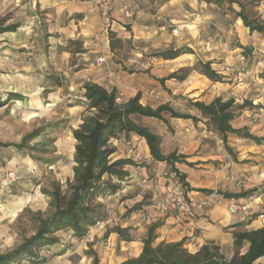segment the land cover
<instances>
[{
  "label": "crops",
  "instance_id": "0c3cea01",
  "mask_svg": "<svg viewBox=\"0 0 264 264\" xmlns=\"http://www.w3.org/2000/svg\"><path fill=\"white\" fill-rule=\"evenodd\" d=\"M113 4L111 27L107 36L101 40H94L93 36L101 30V15L99 7L90 0H0V21L8 23L9 18H5L8 7L14 5L18 18L15 22L19 23L15 31L0 33L2 55L0 64H5L8 71H11L0 73V99L1 96L3 98L0 102L5 104L12 101H28L37 111L42 108H47L51 112L59 111V117L66 121L65 128L55 132L60 143V137L63 135L72 136V129L78 127L82 115L86 112L85 105L73 98V95L82 89L86 79L107 89L114 88L117 93H121L122 101L139 94V101L143 105L155 108L160 104H168L177 111L189 112L197 117L200 114L190 109L187 101L190 99L209 103L205 97L213 100L220 96L215 90L216 85L195 68L180 79L168 78L170 73L181 68L193 67L194 62L210 61L211 67L217 70L215 66L218 65L216 60L219 58L225 59V65H237L243 58L246 73H241L238 66V74H232V82L225 83L227 87L222 90H226L227 95L236 94L240 85L246 86L244 91L264 90V78H254V73L256 75L257 72L264 70V36L256 31L251 32L239 18L232 19L226 12L219 13L216 4L204 0H114ZM124 8L132 11V17L123 16ZM176 26L180 30L179 34L174 36L171 30ZM109 34H112L111 38ZM180 47H187L192 52L180 54L172 59L152 56L143 62L137 59L145 51ZM243 47L250 49L248 56L238 53L243 52ZM128 51L137 58L130 56ZM14 52L17 54L12 56L11 53ZM100 55L106 56V63L102 66L95 63ZM237 79L242 83L235 85ZM151 91H157L159 95L156 96L150 93ZM9 93L19 94L21 99L6 100ZM261 93L255 98H250L253 104L264 105V96ZM246 110H243L244 113ZM135 116L133 120L138 123ZM163 116L166 118L165 113ZM171 119L176 124L185 125L188 129L187 132L183 130L185 135L193 128L190 126L191 118ZM160 136L163 152L164 136ZM193 136L191 146H185L183 141L179 145L173 143L170 152L175 150L178 154L184 155L183 160L176 162L174 166L180 173L185 174V181L191 191L200 196L207 193L206 190H212L216 183L221 184L226 170L216 168L209 162L214 159L221 160V154L214 155V148L208 141L215 136L201 134L199 128L197 135L193 133ZM261 136L262 129L258 137ZM130 139L139 146L144 159L151 158L144 139L137 136H131ZM117 141L114 139L113 143L116 144ZM245 142L235 149L242 156H246V152L255 147L260 148L259 142L257 144ZM216 143L220 150L221 140ZM122 145L126 153V147ZM259 161L246 169L255 171V167L260 164ZM190 163H193L195 168L188 166ZM154 166V172L170 168L165 162L154 161ZM2 169L0 168V178L3 176ZM127 169L130 173L128 178L134 177L133 181H123L120 188L109 196V204L114 205L118 211L126 210L123 206L132 199L137 176L145 174L142 168ZM168 186L166 179L162 177L158 179L160 189L165 190ZM145 187L149 198L135 193L133 202L137 203L144 199V203L147 204L153 201L155 189L152 186ZM123 197L127 198L122 201ZM3 205L0 202V238L5 241L11 237L12 232L8 233L9 209L6 212L2 211ZM263 206H254L248 213L238 212L236 213L238 215H230L226 203H223L213 205L209 210L193 217L177 211L157 215L149 210L150 218L145 225L138 221L136 212L131 211L120 219L119 226L135 229L137 236L145 232L146 225L156 223L158 226L155 230V243L183 240L185 247L191 243L200 246L205 241L217 240L221 234L220 230L224 227H229L228 231L231 232L262 226ZM113 213L112 210V216ZM111 218L92 227L83 239H73L64 245L54 244L50 250L43 252L46 258L41 264H70L73 256L77 259V264H90L91 257L85 252L88 246L97 248V256L100 259L98 250L102 246L97 241L93 242V238L102 228L110 227ZM62 234L63 232H59V235ZM110 235L117 236L115 232H109L108 235H104L105 240ZM122 241L128 248L134 242L139 243L138 252L132 257L138 255L141 237ZM127 258L126 255L120 261L111 264L120 263Z\"/></svg>",
  "mask_w": 264,
  "mask_h": 264
},
{
  "label": "trees",
  "instance_id": "16d2710c",
  "mask_svg": "<svg viewBox=\"0 0 264 264\" xmlns=\"http://www.w3.org/2000/svg\"><path fill=\"white\" fill-rule=\"evenodd\" d=\"M207 3L222 5L229 2V9L236 18L241 19L243 25L249 30L261 33L264 36V21L258 22L249 19L240 9L236 11L231 4L234 0H204ZM19 27V23H4L0 21V33L13 32ZM112 37V34H109ZM112 45V40H111ZM187 47L169 48L155 51L153 54L163 59H172L183 53H191ZM246 56L250 49L243 47ZM200 73L209 80L222 82L223 75L211 67V62L198 61ZM176 77V72L168 75V78ZM163 81V79H160ZM84 93L88 99L85 105L86 112L81 117L78 127L72 129V137L76 141L73 155V178L66 183L65 190L58 182H51L48 188H42V192L49 196V205L53 211L42 217L34 214L32 220L35 222L33 233L25 237L14 248L0 253V264H39L45 260L44 251L60 243L62 245L73 239L80 240L87 236L90 229L99 223L107 220L105 205L103 202L93 204L91 200L104 193L110 196L120 188V183L128 179L130 175L128 167H135V163L129 158H119L110 161V156L115 148L109 145L112 139H118L119 135L137 136L144 139L150 157L156 162H165L170 165L169 170L173 171L179 180L185 185V174L180 173L174 164L183 160L184 155L178 154L175 150L164 154L161 151V136L148 127L138 124L133 116L154 118L166 122L163 113H168L171 118H194L189 112H180L168 104H160L153 108L140 103V95L126 101H116L117 91L107 89L92 81L83 83ZM7 99L20 100L21 95L9 93ZM5 101V100H4ZM190 109L197 111L206 118L212 125L213 130L221 136V140L227 147V137L235 134L244 139L260 142L261 137L250 133L246 127L235 128L232 121L236 117L235 99L215 97L209 103L200 100H188ZM3 102H0V106ZM254 105L252 104V108ZM248 107L246 109H249ZM65 120H56L43 126L36 127L24 134L19 142H2L0 148L13 147L18 152H27L34 160L44 164H52L54 159H48L34 152H53L56 138L51 134L65 128ZM48 130V131H47ZM41 138L39 141H34ZM130 139V138H129ZM114 178L117 183L103 181V176ZM107 191V192H106ZM206 190L205 192H210ZM225 198L239 197L241 194L222 192ZM152 202L147 204L144 201L135 203L129 210L138 213L148 210ZM143 204H145L143 206ZM138 218V217H137ZM139 221V219H138ZM140 222V221H139ZM141 223V222H140ZM157 224L148 225L145 236L141 239V249L137 256L127 258L117 264H264L259 261L264 257V224L258 228L241 229L233 234V255L229 259L220 251L218 244L207 241L191 252L184 245L183 240L155 243V230ZM131 227L116 226L105 232H115L124 241L133 239ZM59 232H63L59 235ZM70 235V240H67ZM246 250L241 253L244 247ZM86 254L92 258V264H99V258L95 251L87 249ZM28 260V262H24Z\"/></svg>",
  "mask_w": 264,
  "mask_h": 264
},
{
  "label": "rangeland",
  "instance_id": "374dc122",
  "mask_svg": "<svg viewBox=\"0 0 264 264\" xmlns=\"http://www.w3.org/2000/svg\"><path fill=\"white\" fill-rule=\"evenodd\" d=\"M233 9L242 12L249 18L256 20L258 22L264 21V0H234L231 4ZM229 2H224L222 5H217L216 9L219 13H228L232 19H235L233 12L228 8ZM8 23H13L18 20L16 18V12L14 5H10L8 7L7 16ZM5 20V19H3ZM241 20V19H240ZM189 35V34H188ZM21 52V51H19ZM129 55L135 58L136 56L128 51ZM155 51H145L142 56H139L137 59L143 62L145 59L149 57H157L153 53ZM244 53V52H238ZM17 53H11L12 56H15ZM4 55V54H3ZM2 58L0 52V60ZM215 67L218 72L223 75L222 82L224 84H218L213 81L216 85L215 90L219 92L220 96L223 98H234L236 108V117L231 122L235 128L246 127L250 133L257 136L260 135V130L262 129L261 122L251 121L250 118L246 117L243 110L251 107L252 100L251 97L255 98L257 94L264 96V90H253L248 91L244 88L246 86L240 85L237 87L236 94H226V90H222L224 87L226 89L225 83L232 82V74L226 73L224 71L225 59L219 58ZM193 68L200 71V66L198 62H194L193 67L189 68H181L176 72V79H180L182 76L186 75ZM10 73L8 71V67L5 64H0V73ZM241 73H246L245 70H240ZM173 73V72H172ZM171 74V73H170ZM169 74V75H170ZM238 74V73H237ZM247 75V74H246ZM264 78V70L254 73V78ZM257 81V80H256ZM242 83V81L235 82V85ZM244 84V83H243ZM182 97V96H180ZM2 96L0 101H2ZM206 101H211L210 97H205ZM258 106L264 107L262 104H258ZM166 115V122L154 119V118H141L139 116H135L134 118L138 121V124L148 127L153 132L164 136L162 139V150L165 154L170 153V150L173 147V143H177L178 145L183 144L185 146H191L192 141L194 140L193 133L197 135L198 128L201 130L202 128L207 129V134L212 138V140L208 141L211 143V147L214 148V155H219L224 153L229 159L233 162V167L238 170H244L253 164H257L260 160V148L255 147L250 151L246 152V156H242L235 149L246 143L249 144H257L256 141L243 140L242 137H239L235 134H229L227 137V147H225L224 143L221 140V136L216 133L212 125L208 122V120L204 117L194 116L191 118L192 123L190 126L193 128L190 129V133L186 134L183 132L185 125L176 124L171 119L168 113ZM59 111L51 112L47 108H42L40 111L35 110L33 104L28 101H12L5 103L0 106V141L2 142H19L24 134L31 131L32 129L43 126L47 123L61 120L59 117ZM64 119V118H63ZM62 119V120H63ZM48 131V130H47ZM57 131V130H56ZM54 131L51 135L56 138L53 146H49L48 148L54 147L53 152H39L35 151L34 155H39L41 157H45L48 159H54L52 164H44L34 159H29L30 156H27V152H18L13 147L0 148V168L2 169L3 176L0 178V202H2L3 208L2 211L6 212L7 209L9 215L7 217V221H9L8 228L9 234L12 235L7 240L2 241L0 238V253L8 251L15 246H17L25 237L30 236L35 228V222L32 220L34 214H38L42 217L49 215L53 209L49 205V196L42 192V188H48L49 184L53 181L58 182L61 185L63 190L66 189V183L71 181L73 178V155H74V145L76 141L72 136H68L67 134L60 137V143L57 141V136ZM59 131V130H58ZM120 134L118 137V141L116 144L113 143L112 139L109 142V145L115 148V152L110 156V161L119 159V158H127L124 153L123 141L130 138V136L122 137ZM41 138H36L34 141H39ZM221 140L222 149L218 150L217 143L218 140ZM216 168L219 167L222 162L221 160H209ZM188 166L195 168L193 163L188 164ZM135 167L142 168L145 170V174L152 176L155 172L153 170L154 160L152 158H145L139 163H135ZM169 169V168H168ZM248 171V169H246ZM162 171V170H161ZM134 177H130L127 179L133 181ZM140 175L137 176L136 182H134L133 188L136 189L132 192V199L128 202V204H124L123 208L126 210L118 211L114 208V205H110L113 210V216L110 221V227L108 229H101L97 236H94L93 242H98L102 247L99 248L98 252L100 254V264H111L116 263L121 260L124 256H128V258L132 257V255L138 252L139 243L134 242L131 244V247L128 248L125 246V243L115 235H110L106 240L105 231L113 229L116 226H119L120 219L124 218L129 212L130 208L136 203L133 196L136 194L145 195V198H149L146 194L147 188L139 184ZM103 181H108L110 183H117L114 178H110L107 175L103 176ZM121 185V183H120ZM132 188V189H133ZM107 192V191H106ZM147 195V196H146ZM104 193L94 198L92 201L93 204L102 203L104 198ZM127 197H123L121 200L123 201ZM120 200V202H121ZM15 201V202H14ZM144 201V199L142 200ZM14 202V204H13ZM6 204V205H5ZM24 206V207H23ZM128 206H130L128 208ZM23 207V208H22ZM22 208V209H21ZM212 208V207H210ZM207 208L205 211L209 210ZM230 215H238V214H230ZM147 223H142L145 225ZM148 227V225H146ZM145 226V227H146ZM147 227L145 228L147 230ZM229 227L222 228L220 236H218L217 240H211L214 243L218 244L220 247V251L224 254L226 258H230L233 255V232L228 231ZM145 232L142 234L135 233V229L131 228L132 237H141V239L145 236ZM237 230V229H236ZM191 237V236H190ZM188 238V237H186ZM101 241H104L101 242ZM207 242V241H205ZM204 242V243H205ZM88 244V242H86ZM199 246L195 243H191L187 246L188 250L193 252ZM247 246H244L240 252L243 253L246 250ZM88 249L93 250L98 255L96 249L92 248V246H88ZM87 250V249H86ZM128 252V254H127ZM99 258V257H98ZM76 261V262H75ZM259 261L264 263V257H262ZM28 262V260L24 261ZM78 261L75 256L71 257L70 264H77ZM41 264V263H39ZM92 264V258L91 262Z\"/></svg>",
  "mask_w": 264,
  "mask_h": 264
},
{
  "label": "built area",
  "instance_id": "2783aa9c",
  "mask_svg": "<svg viewBox=\"0 0 264 264\" xmlns=\"http://www.w3.org/2000/svg\"><path fill=\"white\" fill-rule=\"evenodd\" d=\"M99 7L101 15V30L94 36V40H101L107 36V32L111 27V15L114 9V0H90ZM123 16L132 17V11L129 8L122 10ZM179 27H173L171 33L174 36L179 34ZM133 62V61H132ZM96 65L102 66L106 63V56L100 55L96 58ZM238 66L241 70H245L243 58L238 61L237 65L227 64L224 66V71L229 74L237 73ZM89 81V79H86ZM72 93L73 90H70ZM150 93L159 95V92L151 91ZM74 100L81 104L88 102L84 93V88L73 95ZM116 101H121V93H117ZM256 105V104H254ZM246 117L251 121L261 122L262 136L259 142L260 146V164L255 167V171L238 170L233 167V162L229 157L222 153L221 164L219 169H225L223 182L216 183L212 190L208 193H203L197 196L191 189L179 180L177 175L169 169H164L155 172L152 176L143 174L140 176L139 184L142 186H152L155 189V197L149 206L148 210L138 213L137 217L141 223H147L149 220V210H152L157 215H165L172 211L184 213L189 217H193L198 213L204 212L207 208L213 205L226 203V209L229 214L238 212L248 213L250 209L257 205H264V107L254 106L246 110ZM188 131L187 128L184 129ZM201 134H207V129L202 128ZM219 141V140H218ZM126 147V157L134 163H139L144 160V154L133 139L123 141ZM220 150L222 146L220 145ZM164 178L168 181L169 186L162 190L158 187V179ZM222 192H230L232 194H241V196L225 198ZM103 204L105 205V213L107 219L112 217V208L109 204V196H104ZM264 207V206H263ZM264 224V223H263ZM71 236L67 235V240ZM32 264V263H24Z\"/></svg>",
  "mask_w": 264,
  "mask_h": 264
}]
</instances>
